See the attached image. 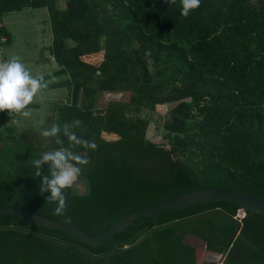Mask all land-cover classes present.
<instances>
[{"label":"trees","instance_id":"16d2710c","mask_svg":"<svg viewBox=\"0 0 264 264\" xmlns=\"http://www.w3.org/2000/svg\"><path fill=\"white\" fill-rule=\"evenodd\" d=\"M64 1L0 0V47L13 39L7 13L45 8L52 54L70 75L69 100L47 128L58 129L50 146L9 129L15 109L0 110L9 131L0 146V208L102 235L121 217L192 189L264 200V0H200L187 16L181 0ZM150 113L163 117L167 142L148 137ZM55 151L87 160L70 159L87 189H62L60 213L50 191L41 192L59 171L42 157ZM240 210L212 201L146 214L101 246L1 214L0 264H200L192 238L222 255L221 264H264V215L236 218Z\"/></svg>","mask_w":264,"mask_h":264},{"label":"crops","instance_id":"0c3cea01","mask_svg":"<svg viewBox=\"0 0 264 264\" xmlns=\"http://www.w3.org/2000/svg\"><path fill=\"white\" fill-rule=\"evenodd\" d=\"M24 11H28L25 14L26 18L37 19L40 23L44 24L45 30H42L43 38L40 40L41 42L38 41L36 43V51L34 50L32 54L33 59L29 58L28 54H22L21 51L24 49L25 44H21L19 48L15 38V36L21 35V32H16L19 26L15 25L19 21V16L16 14L17 11L7 13L3 21L13 39L5 45V48H2V59L4 62L13 57L18 58L26 66L30 74L40 80L41 88L38 89L32 101L24 109L19 111L14 110V116L9 123V129H14L18 135L24 136L29 143L33 142L39 146H45L41 143L42 140H46L45 143L50 142L46 146H50L54 142V139L48 138L45 132H48L47 128L53 124L52 120L56 116V109L59 104L64 100H69L70 75L62 70V67L57 63L52 54L53 35L48 10L45 8H26ZM6 46H8V50L5 51L6 55L4 58ZM41 105L44 107L41 108ZM25 112L28 114L24 115ZM8 135V128L2 126L0 123V146L5 144Z\"/></svg>","mask_w":264,"mask_h":264},{"label":"clouds","instance_id":"9594fccd","mask_svg":"<svg viewBox=\"0 0 264 264\" xmlns=\"http://www.w3.org/2000/svg\"><path fill=\"white\" fill-rule=\"evenodd\" d=\"M199 4L200 0H181V14L187 16L189 10L197 8ZM40 88V80L33 77L18 58L13 57L7 61L0 62V110L15 109L19 111L24 109ZM27 114V112L24 113V115ZM57 130L56 127H53L51 132H45V135L55 133ZM69 139L82 143L85 147L95 148L94 143L89 144L87 141L77 140L75 134H72ZM42 159L51 161L53 168L59 169V171H53L51 179L44 178L47 186L45 188L42 183L41 192L50 191L51 195L47 199L56 203L55 212L60 213L65 207L66 199L62 194V189L71 185L81 171L78 166L70 163V159L78 160L80 164L87 163V160L73 156L65 151L46 153ZM35 163L39 164L40 161L37 160Z\"/></svg>","mask_w":264,"mask_h":264},{"label":"water","instance_id":"95a60500","mask_svg":"<svg viewBox=\"0 0 264 264\" xmlns=\"http://www.w3.org/2000/svg\"><path fill=\"white\" fill-rule=\"evenodd\" d=\"M212 201L233 202L239 205L244 211H252L264 215V200L243 193L228 191L215 187L192 189L166 199L160 203L131 212L118 219L102 235H95L76 225L13 207L0 208V215L13 214L15 217L20 216L34 225L61 230L79 238L91 246H101L110 236L125 230L130 225L136 224V220L143 215L152 213L159 214L163 211L182 209L195 204ZM157 224L159 225L158 221ZM159 227L160 226H158V228ZM236 235L237 233L234 235V238ZM230 245L228 246V249Z\"/></svg>","mask_w":264,"mask_h":264},{"label":"rangeland","instance_id":"374dc122","mask_svg":"<svg viewBox=\"0 0 264 264\" xmlns=\"http://www.w3.org/2000/svg\"><path fill=\"white\" fill-rule=\"evenodd\" d=\"M60 6L64 7L65 6V1L64 0H60ZM25 10V9H24ZM17 11V16H19L18 18V22L15 24L16 26H19L18 29H16V32H21V35H17L15 36L16 38V43H18V47H21V44H25L24 45V49L21 51L22 54H28L29 58L33 59L32 54L34 53V50L36 51L35 46L36 43L40 40H42L43 35H42V30L44 31V24L40 23L39 20L37 19H32V18H26V15L28 11ZM20 12V13H19ZM22 14V15H21ZM38 14V13H37ZM23 16V17H21ZM41 42V41H40ZM27 46L29 47L27 49ZM5 48V45H4ZM8 46H6V49L4 50V58H5V51L8 50L7 49ZM42 53V51H41ZM40 53V54H41ZM106 98H124L127 99L129 98V94L125 93L122 95H110L107 96L105 95ZM44 107L43 105H41V108ZM168 109V106L164 105V108L161 112L164 113L166 112ZM161 114H153L150 113L149 115V119L151 121L150 123V127L148 130V137L153 139L156 142H167V140L165 139L164 135H165V130L162 127L163 121L160 120ZM35 118V117H34ZM39 118V116H38ZM163 118V117H161ZM46 140H42V145H47L48 143H45ZM71 186H73L74 190L76 192L79 193H84L87 189V186L84 182L80 181L78 176L76 178V180L71 184ZM191 239V238H190ZM189 239V240H190ZM191 243L193 245H195L197 247V249H199V251H201V256L199 258L200 264H221V259H222V255L215 253V252H211L208 251L206 248V243L199 239V238H192L191 239Z\"/></svg>","mask_w":264,"mask_h":264},{"label":"built area","instance_id":"2783aa9c","mask_svg":"<svg viewBox=\"0 0 264 264\" xmlns=\"http://www.w3.org/2000/svg\"><path fill=\"white\" fill-rule=\"evenodd\" d=\"M4 41V40H3ZM0 62H3V59H2V47H0ZM246 215V212L244 210H240V212L238 213V216L236 218H244Z\"/></svg>","mask_w":264,"mask_h":264}]
</instances>
